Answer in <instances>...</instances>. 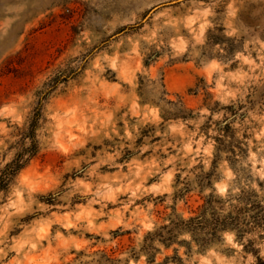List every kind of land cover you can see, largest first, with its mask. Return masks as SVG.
Returning a JSON list of instances; mask_svg holds the SVG:
<instances>
[{
  "label": "rangeland",
  "instance_id": "obj_1",
  "mask_svg": "<svg viewBox=\"0 0 264 264\" xmlns=\"http://www.w3.org/2000/svg\"><path fill=\"white\" fill-rule=\"evenodd\" d=\"M1 179L0 264H264V0H0Z\"/></svg>",
  "mask_w": 264,
  "mask_h": 264
},
{
  "label": "trees",
  "instance_id": "obj_2",
  "mask_svg": "<svg viewBox=\"0 0 264 264\" xmlns=\"http://www.w3.org/2000/svg\"><path fill=\"white\" fill-rule=\"evenodd\" d=\"M20 169H22L21 166L18 167L17 171L20 170ZM17 171H15V173H16ZM5 182H6L5 179H1V180H0V183H5ZM2 188H4V187L1 186V187H0V190H1Z\"/></svg>",
  "mask_w": 264,
  "mask_h": 264
},
{
  "label": "clouds",
  "instance_id": "obj_3",
  "mask_svg": "<svg viewBox=\"0 0 264 264\" xmlns=\"http://www.w3.org/2000/svg\"><path fill=\"white\" fill-rule=\"evenodd\" d=\"M173 131H175V129H173ZM187 150H188V151H191V149H190V148H188ZM170 162H171V161H170ZM229 239H231V238H229Z\"/></svg>",
  "mask_w": 264,
  "mask_h": 264
}]
</instances>
